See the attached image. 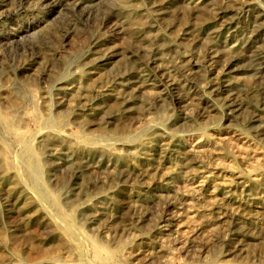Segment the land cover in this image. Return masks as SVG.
<instances>
[{
	"label": "rangeland",
	"instance_id": "obj_1",
	"mask_svg": "<svg viewBox=\"0 0 264 264\" xmlns=\"http://www.w3.org/2000/svg\"><path fill=\"white\" fill-rule=\"evenodd\" d=\"M125 1L0 0V264H264V0Z\"/></svg>",
	"mask_w": 264,
	"mask_h": 264
},
{
	"label": "bare ground",
	"instance_id": "obj_2",
	"mask_svg": "<svg viewBox=\"0 0 264 264\" xmlns=\"http://www.w3.org/2000/svg\"><path fill=\"white\" fill-rule=\"evenodd\" d=\"M100 1L101 0H96V2L97 3H99L100 4ZM125 1V0H124ZM137 2H139L138 0H126L125 1V3H123L122 4V8H121V10H122V12L124 11V12H126L127 14H129L130 13V11H133L134 10V6H136V3ZM60 3V2H59ZM67 3H69V2H67ZM73 5H76L77 7L79 6V7H81V2L79 3L78 2V0L77 1H75V0H72V2H71ZM83 3V2H82ZM91 3H93V2H91ZM102 3V2H101ZM141 3V2H140ZM133 4V5H132ZM65 5H67V4H64L63 6H64V8L66 7ZM214 5V4H213ZM63 6H61V7H63ZM69 6V5H68ZM67 6V7H68ZM83 6V5H82ZM70 7V6H69ZM68 7V8H69ZM87 7V6H86ZM215 7V6H214ZM83 8V7H82ZM81 8V9H82ZM84 8H85V6H84ZM62 11V10H61ZM60 11V12H61ZM105 11V10H104ZM6 12V11H5ZM59 12V11H58ZM63 12V11H62ZM8 15V14H7ZM62 15V14H61ZM66 15V14H65ZM1 17V16H0ZM81 17V16H80ZM162 37V36H161ZM164 39V38H163ZM69 40V39H68ZM162 40V39H161ZM164 42V41H163ZM85 43V42H84ZM159 44V43H158ZM167 44H169V43H167ZM161 45V44H160ZM163 46V45H162ZM165 46V45H164ZM167 46V45H166ZM78 49V48H77ZM76 50V49H75ZM79 50H81L80 48H79ZM78 50V51H79ZM77 51V50H76ZM72 52V51H71ZM67 53V52H66ZM73 53V52H72ZM107 53V52H106ZM62 54V53H61ZM76 54V53H75ZM62 55H65L64 53L62 54ZM70 55V54H69ZM78 55V54H77ZM113 56H115V55H113V53H111V55H104V56H101V58H99V62L101 63V62H106V61H111L112 60V57ZM77 57V56H76ZM122 58V57H121ZM121 67V66H120ZM124 68V67H123ZM108 73V72H107ZM188 73V72H187ZM262 73V72H261ZM192 73H190V74H187V75H191ZM117 81V80H116ZM115 82V81H114ZM106 83V82H105ZM60 85V84H59ZM61 86V85H60ZM108 86H110V85H108ZM106 84H99V85H97L95 88H94V90H95V92L97 93V94H105L106 92H107V90H108V87ZM110 89V88H109ZM146 91H148V90H146ZM146 94L148 95V97H151L152 98V100L154 99V101L155 100H157V101H160L162 98H161V96L160 97H158V95L157 94H155V92L154 91H148V92H146ZM187 94V93H186ZM97 96V95H96ZM256 98V97H255ZM229 99V98H228ZM59 100V99H58ZM64 100V99H63ZM225 101H227V99L225 100ZM233 101V100H232ZM47 102V101H46ZM231 103V102H230ZM48 104V103H47ZM225 104H227L228 105V103H225ZM233 104V103H232ZM73 105V104H72ZM82 105H83V103H82ZM190 105V104H189ZM226 105V106H227ZM131 106V105H130ZM217 106V108H218V105H216ZM230 106H231V104H230ZM232 109V108H231ZM231 109H230V111H231ZM234 110V109H233ZM238 111V110H237ZM186 112V111H185ZM233 112V111H232ZM246 112V111H245ZM32 114V113H31ZM244 114V113H243ZM188 117V116H187ZM236 116L235 115H233L232 116V118H235ZM235 120V119H234ZM248 120V119H247ZM17 124V123H16ZM9 131V130H8ZM20 131V130H19ZM14 135H15V140L16 139H18V140H20V138L22 137L21 135V137L18 135V128L17 129H15V131H14V133H13ZM13 134H12V136H13ZM11 136V137H12ZM13 138V137H12ZM18 140H16V141H18ZM19 142V141H18ZM15 145V144H14ZM51 147H52V145H50ZM49 145H48V147H50ZM238 147V146H237ZM51 150L50 148H47L46 150ZM193 150V149H192ZM211 151V150H210ZM214 151V150H213ZM53 153H54V151H52ZM196 152V151H195ZM216 153V152H215ZM8 158V157H7ZM11 159V158H10ZM34 167H36V166H34ZM33 167V168H34ZM25 171H26V169H25ZM33 172H37V169L36 168H34V171ZM25 173V172H24ZM164 176V175H163ZM162 178V177H161ZM210 208V207H209ZM179 212V211H178ZM180 214V213H179ZM192 222H193V220H192ZM202 222V221H201ZM200 223V222H199ZM191 224V223H190ZM181 225V224H180ZM188 225V224H187ZM193 225V224H192ZM191 225V226H192ZM196 225V224H195ZM186 226V225H185ZM208 226V225H207ZM212 228V227H211ZM219 228V227H218ZM178 229V228H177ZM176 229V230H177ZM194 229V228H193ZM192 229V230H193ZM188 230V229H187ZM198 230V229H197ZM210 230V231H209ZM209 232H215V230H216V228L214 229V230H212V229H210L209 228ZM218 230V229H217ZM217 230H216V232H217ZM189 231V230H188ZM201 231V230H200ZM187 232V231H186ZM194 232V231H193ZM176 233V232H175ZM179 233H180V230H179ZM185 233V232H184ZM189 233V232H188ZM190 234H191V232H190ZM190 234H188L187 235V237H189V235ZM214 234V233H213ZM203 235V234H202ZM208 235H209V233H208ZM180 236V235H179ZM216 236V235H215ZM186 237V236H185ZM193 237V236H192ZM209 237V236H208ZM183 240V239H182ZM182 240H181V242H182ZM184 241V240H183ZM178 242H179V240H178ZM194 245V244H193ZM196 248V247H195ZM209 249V248H208ZM157 253V252H156ZM132 254V253H131ZM95 256H96V260L99 262L100 261V263H102V262H104L105 261V258H103L102 257V254H100L99 252H97V253H95ZM131 258V257H130ZM133 258V257H132ZM145 261V260H144Z\"/></svg>",
	"mask_w": 264,
	"mask_h": 264
}]
</instances>
